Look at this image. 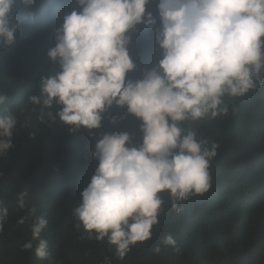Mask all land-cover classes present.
<instances>
[{
	"label": "clouds",
	"instance_id": "9594fccd",
	"mask_svg": "<svg viewBox=\"0 0 264 264\" xmlns=\"http://www.w3.org/2000/svg\"><path fill=\"white\" fill-rule=\"evenodd\" d=\"M18 2L25 7L36 4L0 0L4 46L15 42L18 24L11 21V13ZM76 3L79 10L63 17L57 43L47 53L60 70L42 75L39 94L29 101L53 120L49 109L60 106L55 115L76 130L99 129L102 114L114 104L126 106L141 121L139 146H129L127 132L106 133L97 141L92 155L98 165L73 210L89 235L106 239L123 259L132 247L151 238L165 203L163 193L179 214L184 201L209 191L211 162L219 145L199 139L181 124L227 115L225 96L241 97L264 86V0H158L156 42L161 57L135 81L127 79L136 67L128 51V33L139 24L157 23L146 11L150 0ZM5 100L0 95V104ZM17 122L11 112L0 116V156L13 147ZM26 195L20 194V208ZM7 214L0 207V231ZM47 223L39 216L32 225L38 258L49 255L48 242L41 238ZM162 244L176 247L171 235ZM153 251L160 252L161 245Z\"/></svg>",
	"mask_w": 264,
	"mask_h": 264
},
{
	"label": "trees",
	"instance_id": "16d2710c",
	"mask_svg": "<svg viewBox=\"0 0 264 264\" xmlns=\"http://www.w3.org/2000/svg\"><path fill=\"white\" fill-rule=\"evenodd\" d=\"M157 4L158 0H150L146 5L157 23L139 24L128 33V51L136 67L127 79H142L161 57ZM79 7L76 0H36L33 7L18 2L11 13V21L18 24L15 42L0 44V95L6 97L0 116L11 112L18 121L13 147L0 156V207L8 212L0 231V264H264V86L260 85L241 97L225 96L227 115L181 124L199 139L219 145L210 167L211 187L184 201L179 214L163 193L165 203L149 240L120 259L106 239H95L80 225L73 210L98 165L92 155L97 141L106 133L127 132L129 146H139L143 133L141 121L126 106L114 104L103 113L99 129L76 130L55 115L60 106L49 109L53 120L29 101L39 94L41 76L60 70L47 53L57 43L63 17ZM23 192L27 195L20 208ZM39 216L48 221L41 232L48 242L46 258L35 254L38 241L33 239L32 225ZM168 235L176 241L175 248L162 244ZM28 242L31 249L23 247ZM158 244L157 253L153 249Z\"/></svg>",
	"mask_w": 264,
	"mask_h": 264
}]
</instances>
